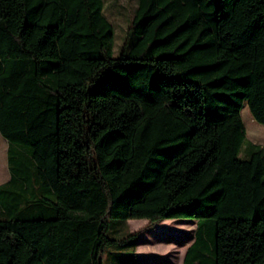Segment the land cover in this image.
Wrapping results in <instances>:
<instances>
[{
	"label": "trees",
	"instance_id": "16d2710c",
	"mask_svg": "<svg viewBox=\"0 0 264 264\" xmlns=\"http://www.w3.org/2000/svg\"><path fill=\"white\" fill-rule=\"evenodd\" d=\"M104 6L0 0V264H139L131 220L195 221L183 264H264V0H137L117 58Z\"/></svg>",
	"mask_w": 264,
	"mask_h": 264
},
{
	"label": "rangeland",
	"instance_id": "374dc122",
	"mask_svg": "<svg viewBox=\"0 0 264 264\" xmlns=\"http://www.w3.org/2000/svg\"><path fill=\"white\" fill-rule=\"evenodd\" d=\"M137 0H105L104 11L114 25L113 57H119L129 35ZM131 38V43L135 41ZM242 118L246 128L247 142L243 146L240 158H248L246 149L249 145L264 147V126L252 117L247 104H244ZM8 143L0 135V186L10 180L7 159ZM3 214L0 205V220L9 219ZM193 220H166L156 227H150L147 220H131L127 223L112 222L110 238L122 239L130 233L143 232L137 242L139 264H182L187 248L195 238ZM104 264H116L108 253L104 256Z\"/></svg>",
	"mask_w": 264,
	"mask_h": 264
},
{
	"label": "crops",
	"instance_id": "0c3cea01",
	"mask_svg": "<svg viewBox=\"0 0 264 264\" xmlns=\"http://www.w3.org/2000/svg\"><path fill=\"white\" fill-rule=\"evenodd\" d=\"M188 249V248H187ZM187 251V250H186ZM184 257H185V255H184ZM184 257H183V260H184ZM139 263H140V261H139ZM182 264H183V261H182Z\"/></svg>",
	"mask_w": 264,
	"mask_h": 264
}]
</instances>
